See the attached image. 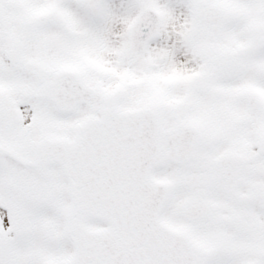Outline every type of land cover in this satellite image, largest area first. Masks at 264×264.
Segmentation results:
<instances>
[{"label": "snow or ice", "instance_id": "1", "mask_svg": "<svg viewBox=\"0 0 264 264\" xmlns=\"http://www.w3.org/2000/svg\"><path fill=\"white\" fill-rule=\"evenodd\" d=\"M0 264H264V0H0Z\"/></svg>", "mask_w": 264, "mask_h": 264}]
</instances>
